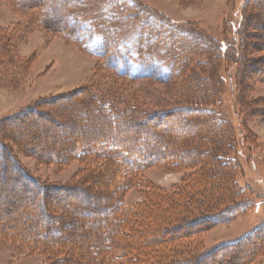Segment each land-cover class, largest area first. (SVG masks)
<instances>
[{
    "label": "trees",
    "instance_id": "trees-1",
    "mask_svg": "<svg viewBox=\"0 0 264 264\" xmlns=\"http://www.w3.org/2000/svg\"><path fill=\"white\" fill-rule=\"evenodd\" d=\"M8 1L17 11L35 16L39 26L60 33L67 42L81 48L85 42L86 14H96L99 18L94 23L99 24L102 20L100 7L104 3L103 0H61L59 11L53 9L48 15L44 8L52 0ZM244 9L239 27L240 58L244 60L243 67L246 65L254 78L263 75L264 69L256 71L259 60L251 64L250 54L257 50L264 52V49L255 48L251 40L256 35L250 32L264 30V0H248ZM65 11L72 18V23L60 25V21L52 20V15ZM0 35L3 39L5 32L2 28ZM185 36L191 42H180L177 59L182 63V70L186 71L195 55L205 47L192 41L194 38L189 35ZM178 38L181 37L176 36L173 40ZM111 46L106 39L97 51L108 70L131 79L153 76L155 71L150 69L153 67L150 60L144 62L146 68L135 73L129 67L122 69L123 59ZM197 48L202 51H195ZM229 48L221 44V52L217 53L230 55ZM139 58L143 59V52ZM201 65L208 67L206 70L212 66L209 62H202ZM173 72L170 71L169 79L174 77ZM193 74L189 83L194 90H186L185 95L189 93L187 99L164 111H143L138 105L116 111L105 101L103 93L87 89L88 92L83 95L82 88L77 95L82 97L80 101L74 94L46 99L5 120L2 124L10 132L7 130L8 135L0 136L1 173L6 180L7 177L11 179V176L14 178V175L22 174L21 177L40 193L27 208L24 200L21 218L5 219L0 216V240L11 242L19 249H28L31 253L44 254L47 256L44 264H251L264 251V224L235 241L220 244L198 255L192 248L194 240L203 233L237 219L253 206L246 194L249 191L242 189L232 176L238 163L228 157V151L233 146L231 127L214 110L219 100L220 82L213 84L210 76L205 77L201 72L197 76ZM237 78L240 85L243 84L245 76L239 73ZM69 101L72 102L67 104L68 107L85 112L84 116H65L68 110H59L61 103ZM47 103L50 105L45 107ZM49 109L57 111L61 124L48 117L46 112ZM30 117L47 118L48 122L66 129L88 122L93 126L91 133L84 131L83 127L80 133L71 134L69 142H57L58 146H55L59 150L55 152L57 150L53 146L52 154L35 152L28 147L32 156L45 164L66 166L70 161L79 159L83 170L72 184L40 186L17 163L8 144L2 142L8 138L19 143L15 135V127L18 126L12 128V125L30 120ZM162 119L165 122L176 119L177 122L170 129H161L158 124L151 123L164 124ZM28 123H34V119ZM112 131L127 134L115 138ZM152 165L172 169L193 166L198 168L199 175L193 180L194 172L183 186L170 194L151 185L143 203L126 204L124 194L136 184L146 183L142 181L141 174ZM79 196H84L86 201L98 200L100 205L107 203L109 214L102 217V224L97 219L90 225L87 219L76 215L83 210L82 200L77 202ZM99 204L93 206L94 211L101 209ZM84 214L89 216L87 210ZM67 227L69 230L65 229ZM85 227H88V232L79 234L78 229Z\"/></svg>",
    "mask_w": 264,
    "mask_h": 264
},
{
    "label": "rangeland",
    "instance_id": "rangeland-1",
    "mask_svg": "<svg viewBox=\"0 0 264 264\" xmlns=\"http://www.w3.org/2000/svg\"><path fill=\"white\" fill-rule=\"evenodd\" d=\"M247 1L103 0L100 7L102 20H99L98 27L94 23L99 18L96 14L88 13L84 18L85 42L81 48L67 42L60 33L39 26L32 14L19 12L8 0H0V28L5 32L4 38L0 39V136L8 135L9 129L6 130V126L2 124L8 118L19 115L39 101L73 94L76 97L82 88L83 95L88 92L87 89L103 93L105 101L116 111L138 105L143 111L158 112L180 105L187 99L189 93L186 96V90H194L189 83L193 72V76L200 72L205 77L209 75L213 84L220 82L219 100L214 105V110L228 122L232 130L233 146L228 151V157L238 163L232 176L242 189L249 191L246 194L253 206L237 219L203 233L194 240L192 248L198 255L246 235L264 224V74L253 76L254 78L250 76L247 66L243 67L244 60L241 61L239 47V27ZM60 4L61 0H52L44 9L51 15V10L59 11ZM52 16L53 21L61 22L60 25L73 22L66 11ZM250 33L256 35L251 40L255 48L264 49V30ZM185 35L194 38L192 41L198 42L202 48L205 47L203 51L200 48L195 50L202 52L195 55L186 71L182 70V63L177 59V47L184 40L191 42ZM176 36L181 38L173 40ZM106 39L115 48V53L123 59L122 69L129 67L135 73L134 71L146 68L144 62L150 60L153 66L150 69L155 71L153 76L131 79L108 70L97 53ZM221 44L230 47V55L217 53L221 52ZM142 52L144 61L139 58ZM249 59H252L251 64H256L253 61L259 60L257 72L264 69L263 51L251 52ZM202 62H209L212 66L206 70L208 67L204 68ZM172 70L175 71L172 74L174 77L169 79ZM239 73L245 76L241 85L237 78ZM80 98L82 97H76L78 101ZM71 102L61 103L59 110H68L65 116H84L85 112L68 107L67 104ZM49 105L47 103L45 107ZM46 113L55 123L61 124L62 119L57 111L51 112L49 109ZM32 118L34 123L29 124ZM46 119L30 117V120L13 124L12 128L18 126L15 127V135L19 143L8 138L2 142L8 144L17 163L40 186L72 184L83 170L79 159L70 161L66 166L45 164L33 157L32 150L28 147L35 152L52 154L51 149L58 146L57 142H69L71 134L80 133L83 127L84 131L91 133L93 126L88 122L79 126L74 124L71 129H66ZM162 121L164 124L156 121L151 123L158 124L161 129H170L177 122L176 119ZM112 134L115 138H121L127 133L112 131ZM139 135L141 137L143 134ZM56 150L58 152L59 149ZM1 170L0 168V216L5 219L21 218V204L26 200L27 208L40 190L30 185L19 173L17 177L14 175V178L7 177L6 180ZM197 173L198 168L193 166L172 169L152 165L141 174L142 181L147 184L139 183L129 189L124 194V202L128 205L143 203L151 185L167 194L173 193L192 174L195 175L194 180L199 175ZM81 200L83 210L76 215L87 219L90 225L96 223L97 219L101 222L102 217L109 214L107 203L100 205L98 200L86 201L84 196H79L77 202ZM95 204H99L101 209L94 211ZM86 210L89 216L84 214ZM65 229L69 230L68 227ZM78 230L79 234H85L89 229L85 227ZM46 257L40 252L31 253L28 249H19L11 242L0 240V264H44ZM251 264H264V251Z\"/></svg>",
    "mask_w": 264,
    "mask_h": 264
}]
</instances>
